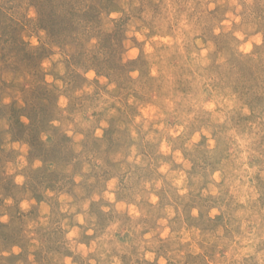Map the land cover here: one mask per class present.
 Wrapping results in <instances>:
<instances>
[{"label":"rangeland","instance_id":"rangeland-1","mask_svg":"<svg viewBox=\"0 0 264 264\" xmlns=\"http://www.w3.org/2000/svg\"><path fill=\"white\" fill-rule=\"evenodd\" d=\"M236 31L264 36V0H0V252L21 249L0 262L264 264V45L244 55ZM72 227L97 250L74 255Z\"/></svg>","mask_w":264,"mask_h":264},{"label":"clouds","instance_id":"clouds-1","mask_svg":"<svg viewBox=\"0 0 264 264\" xmlns=\"http://www.w3.org/2000/svg\"><path fill=\"white\" fill-rule=\"evenodd\" d=\"M250 2V0H249ZM209 7H212V5H209ZM240 8L239 6H237V11H239ZM113 18H115L118 14L117 13H112L111 14ZM229 19L227 20H224L222 23L224 25V31L227 32L230 30V22L231 21H235V22H239V17L237 16H233L231 12L227 13L226 14ZM217 33L219 32V29H216L215 30ZM249 31H251V29H249ZM129 35H132V33H129ZM235 39L237 41H240L241 43H239L237 45V50L244 54V55H249L253 52V46H261V45H264V36H262L261 34L257 33V34H254V35H248L247 38H246V34L242 31H236L233 33ZM137 36V39H143V37L137 33L136 34ZM32 44L35 45L37 44V41L36 39H33L32 41ZM211 47V46H209ZM146 51H151V49H146ZM139 54V51L138 49H135V48H132L131 50H129L127 53H126V56H125V60L131 58V59H135L137 57V55ZM204 63H206L207 61H203ZM45 65H47V61H45ZM163 72H162V69L161 67L158 65V64H153L149 70H148V73L147 75L154 78V79H159L161 76H162ZM130 77L135 79L137 78L139 75H140V72L138 70H133L129 73ZM86 78L87 79H92L95 77V72L92 71V70H89L86 74H85ZM103 82V81H102ZM66 99L63 98V97H60L58 99V105L60 107H65L66 106ZM200 107H202L205 111H210L214 105L211 104V103H201L200 104ZM157 111H159L157 109ZM153 112L152 109H147L145 110L144 112H142L141 116H138L136 118L137 122L140 121L141 118H156L155 116L151 115V113ZM53 125L55 126L57 124L56 121H53L52 122ZM106 125H104L103 122H101V128L97 129L95 132H94V135L96 137H99L102 135V131L101 129L103 127H105ZM158 128H162L163 125H157ZM185 131V128L183 126H178L175 130L171 131V135L173 136V138H175V136L177 135H180L182 132ZM204 135V136H208L209 133L204 130V129H201L200 131H194L191 135V138L190 140L188 141V145L190 146L191 144L193 143H197L201 137V135ZM68 135H72L71 132H68ZM80 137H77V139H79ZM208 147L209 149H212L214 148V142L209 139L208 140ZM171 150V146L166 142V141H161V145H160V151L164 154H168ZM174 157L176 159L177 162H179V159L181 157V153L179 151H176L174 153ZM168 167L169 165L168 164H163L159 169L158 171L160 173H165L167 172L168 170ZM184 167L187 168L188 167V164L185 163L184 164ZM179 175V179L175 181V183L177 185H179L181 183V181L184 180V174L183 173H178ZM219 177H220V172L219 171H216V172H213L212 173V176H211V179L213 180H219ZM20 182V178L18 177L17 178V183ZM114 186V182H109L107 184V188L108 189H112ZM187 190L184 189L182 191H180V195H183ZM215 193V192H213ZM104 197L108 200V201H114V195L113 194H110V192H105L104 193ZM98 197H95L93 196V199H97ZM157 200H158V197L155 196V195H152L150 197V202L152 204H156L157 203ZM27 205L26 204H21V208H26ZM85 208H87V204L84 205ZM115 207L119 210V209H123L125 206L124 204L122 203H117L115 205ZM103 211L107 212L108 209L107 208H104ZM132 213L135 214V215H139V213L136 211L135 207H132L131 209ZM168 213L169 215L172 214V211L171 209H168ZM191 214L193 216H196L198 213H197V209L193 208L192 209V212ZM218 212L215 208L211 209L210 212H209V215L210 216H214V215H217ZM7 220V217H2L0 218V221H4L6 222ZM76 220L79 224L83 225L85 224V217L83 215H78L76 217ZM160 223H164V221H160ZM78 233H79V229L76 228V227H72L70 230H68L65 234V240L68 241V244H67V247L68 249L75 255V254H80L81 256H86L89 252H93V251H96L97 250V245L96 243H93L91 247L89 248H86L84 244H76L75 243V238L78 236ZM88 234L91 235V229H89L88 231ZM168 234V229H165L163 233H161V236L164 237ZM151 235V233L149 234ZM119 247V246H117ZM246 251H250V249L246 250ZM21 252V249L17 246H13L11 248L10 251H3V252H0V256H4V257H8L9 255H19V253ZM243 254V253H241ZM101 258H103V255L101 256ZM145 260H147L149 262V264H151V262L154 260L155 258V254L153 252H145L144 253V257H143ZM29 260H32L33 258L31 256L28 257ZM0 264H2V262H0ZM62 264H73V260H72V257L71 256H65L62 260ZM90 264H95L94 261L90 262ZM113 264H120V261L118 259H116L115 257H113ZM158 264H166V261L164 260V258H160L158 260Z\"/></svg>","mask_w":264,"mask_h":264}]
</instances>
